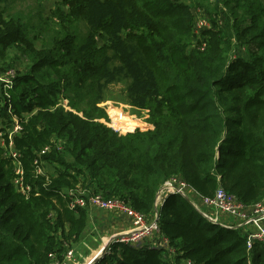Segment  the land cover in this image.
I'll use <instances>...</instances> for the list:
<instances>
[{"label":"trees","instance_id":"obj_1","mask_svg":"<svg viewBox=\"0 0 264 264\" xmlns=\"http://www.w3.org/2000/svg\"><path fill=\"white\" fill-rule=\"evenodd\" d=\"M223 2L225 25L189 49L193 13L178 0H65L68 11L52 15L42 4L24 14L17 0H0V64L13 67L19 58L27 65L16 74L11 103L24 122L14 140L33 185L29 195L16 190L0 140V264H50L52 253L65 254L63 242L75 243L87 225V208L70 209L62 193L78 184L148 217L172 176L203 196L221 186L244 205L264 199V4ZM237 47L246 54L234 56ZM111 82L126 84L149 127L112 126L101 105ZM3 97L0 87L5 117ZM55 139L63 148L51 147L42 156L50 172L36 175V153ZM197 215L183 195L170 194L159 225L173 256L114 241L95 264H264V241L248 250L237 228Z\"/></svg>","mask_w":264,"mask_h":264},{"label":"built area","instance_id":"obj_2","mask_svg":"<svg viewBox=\"0 0 264 264\" xmlns=\"http://www.w3.org/2000/svg\"><path fill=\"white\" fill-rule=\"evenodd\" d=\"M198 26L203 27L205 25L198 24ZM204 43L202 45H204ZM5 71V73L0 74V87H4L5 97H3L2 104L4 103L7 105V116L4 117L2 112H0V140L3 146V155L13 160L15 175L14 184L16 190L19 193L29 195L33 189V185L27 180L22 151L16 148L14 140L16 136L20 135L24 128V122H22L20 117L15 113L14 106L11 103L10 92L14 87L13 80L16 78V70L10 68ZM51 147L62 149L63 141L61 139H55L52 146H46L36 153V158L33 162L36 175H48V165H46L42 156L50 152ZM62 193L64 197L69 198L68 206L70 209L75 210L79 207H98L108 211H118L126 216L128 220L130 219L132 226H134L131 233L127 236L114 237L111 243L114 241L122 243L130 242L137 246H141L147 237L160 234L159 206L163 201H159V199L170 193L183 195L197 210L201 211L202 215L206 217L211 224L221 225L229 229L231 228L229 224L221 222L219 217L211 216L206 210L199 209L201 207L200 203L205 207H213L218 211L241 217L243 220L242 223L246 227L254 225L256 228L255 231L246 236L248 250L253 248L255 242L264 241V199L253 203V205H244L236 196L231 195L221 186L218 187L213 197L203 196L197 193L196 190L182 178L172 176L166 179L159 189L158 199L155 204L156 210L152 217H148L142 211L132 207L129 202L127 203L118 197H105L102 192L96 191L93 187H83L81 184H78L75 188L63 190ZM195 195H200L201 200L199 202L196 201ZM160 238L168 243L167 239L162 235H160ZM63 243L67 247L65 254L62 257H58L57 252L52 253L50 264H68V261L75 258L74 247L70 244H66V242ZM151 246L166 248L161 242ZM166 249L168 251V257L175 254V249L173 247L169 246ZM179 264L197 263L192 259L183 258Z\"/></svg>","mask_w":264,"mask_h":264},{"label":"rangeland","instance_id":"obj_3","mask_svg":"<svg viewBox=\"0 0 264 264\" xmlns=\"http://www.w3.org/2000/svg\"><path fill=\"white\" fill-rule=\"evenodd\" d=\"M177 1V0H175ZM188 4L190 7V11L193 13V34L192 40L190 41L189 45L187 46L189 49H193L200 43V41H205L209 37V32L213 29H218V26H224L227 20V8L224 5L223 0H178ZM264 4V0H261ZM39 4L43 5L44 14L52 15V10H55L57 7L60 9H64L68 11V7L65 5V0H17L16 9H20L23 13H27L29 10H33V14L36 12L38 13ZM17 13V11H16ZM198 24L205 25L203 27H199ZM100 42V38H99ZM206 47V43L201 45V49ZM245 48H236L234 52V56L238 55H245ZM20 56L22 57L20 51H13V56ZM9 63V59L6 58L5 60ZM16 65L9 68H2L0 64V74L5 73V70L10 68L16 70V74H18V70L24 69L26 67V61L23 59H19L16 61ZM14 81V80H13ZM14 86V85H13ZM3 87V86H1ZM15 87V86H14ZM13 87V89H14ZM4 88V87H3ZM10 94H12L10 92ZM60 102L63 104H67V99L60 96ZM102 106L107 110L110 115L111 124L115 129H120L122 127H131V128H141L145 129L149 127L147 124L146 113L145 111L142 112L132 105L129 101L127 96L126 84L122 82H111L108 83V86L105 90V96L102 100ZM51 167V165L48 164ZM50 172V170H48ZM175 194V193H170ZM169 194V195H170ZM167 196H162L159 201L165 200ZM158 199V198H157ZM156 199V200H157ZM195 207V206H193ZM89 208V207H88ZM201 219V218H199ZM201 222L204 224H209L206 219H201ZM72 247L74 245H71Z\"/></svg>","mask_w":264,"mask_h":264},{"label":"crops","instance_id":"obj_4","mask_svg":"<svg viewBox=\"0 0 264 264\" xmlns=\"http://www.w3.org/2000/svg\"><path fill=\"white\" fill-rule=\"evenodd\" d=\"M146 129V128H145ZM197 202L201 200L200 195H195ZM200 208L206 210L211 216L219 217V220L223 223H227L231 226L230 229H238L244 236L255 231V226H244L242 223V218L235 215L227 214L222 211H218L213 207H205L200 203ZM197 210V209H196ZM88 218L87 225L84 232L79 236L74 245L75 258L68 261V264H95L102 258L107 252L111 245V240L118 236H127L133 230L134 226L130 219L124 216L122 213L115 210H105L98 207L87 208ZM197 217L200 215L204 217L201 211L197 210ZM208 223H210L208 221ZM159 242L163 243L164 246L169 247V243L164 242L160 238V234L147 237L143 241L145 245H155ZM58 257L60 254H58Z\"/></svg>","mask_w":264,"mask_h":264}]
</instances>
